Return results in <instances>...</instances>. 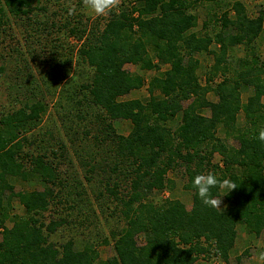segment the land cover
<instances>
[{"label":"trees","instance_id":"1","mask_svg":"<svg viewBox=\"0 0 264 264\" xmlns=\"http://www.w3.org/2000/svg\"><path fill=\"white\" fill-rule=\"evenodd\" d=\"M41 1L56 0H0V29L7 14L27 15ZM214 2L133 0L101 25L65 24L81 42L76 57L81 75L79 84L72 79L61 92L74 99L79 95L98 111L97 141L108 142L113 153L101 169L118 177L110 184L112 177L107 176L106 191L122 226L112 231L113 255L105 260L92 240H48L67 221L45 224L39 216L57 197L55 184L66 181L56 166L30 152L33 141L28 135L47 109L41 96L31 94L21 108L0 118V264L227 263L238 225L248 235L264 232V143L255 138L264 128V60L255 47L264 17L261 12L250 18L244 5L233 0L223 12L208 14L210 24L205 21L195 32L193 10ZM240 47L245 54L236 59L232 54ZM199 55L212 60L203 83L197 74ZM126 65L137 72L129 73ZM148 71L156 74L148 82L147 100H123L144 86L142 72ZM241 93H248L245 103ZM208 94L215 102L207 100ZM240 113L242 128L237 124ZM117 121L130 123L127 135L117 134ZM219 130L224 139L217 136ZM230 138L236 147L225 142ZM216 154L220 162L212 163ZM178 166L185 168L183 187L191 192L190 210L178 200L150 198L167 188L171 181L166 175ZM208 172L237 184L228 194L225 190L224 208L203 205L192 187L196 175ZM18 180H35L42 190L15 192ZM121 184L124 188L117 192ZM220 191L213 188L212 197ZM13 201L21 205L23 215L9 216ZM8 220L11 227L5 225Z\"/></svg>","mask_w":264,"mask_h":264},{"label":"rangeland","instance_id":"2","mask_svg":"<svg viewBox=\"0 0 264 264\" xmlns=\"http://www.w3.org/2000/svg\"><path fill=\"white\" fill-rule=\"evenodd\" d=\"M132 1L121 0L120 6L122 4L130 6ZM232 1L216 0L214 3L197 6L193 10L197 17V27L194 31L199 33L205 21L210 24L208 14L223 12L227 4ZM234 1L244 5L250 18L257 17L261 12L264 17V0ZM69 8L75 9L74 14H69ZM108 16L97 17L89 13L79 0L41 1L35 2L27 15L7 14V19L0 29V65L3 66V73L0 75V118L21 108L24 100L31 94L41 96L45 100L47 109L36 128L28 135L33 141L30 152L32 155L41 154L45 161L56 166L60 179L66 181L65 185L55 184L53 191L57 197L48 210L39 216L45 224L59 219L67 221L64 226L49 235L48 240L56 244L69 239L92 240L102 260L113 255L111 233L122 226L121 222L117 224L115 217L118 215L113 216V201L106 191L107 176L112 177L110 184L115 180L118 181V177L114 178L107 170L103 173L101 169L104 162L111 161L113 153L108 142L100 145L97 141V137L100 136L97 109L89 108V105L87 107L84 101L78 99L79 95L74 99L69 93L61 92V88H67V84L72 85L70 82L72 79L75 81L74 84H79L81 75V69L77 68L76 64L77 50L81 42L72 37L68 29L69 24L67 27L65 24L82 22L96 26L101 25ZM255 47L257 55L260 54L259 58L263 61L264 29L256 39ZM244 54V48L240 47L236 48L232 55L238 59L243 58ZM197 59L200 63L197 74L200 82L203 83L212 60L204 55L197 56ZM125 68L129 73L137 72L133 65H126ZM165 69L163 68L162 71ZM155 74V71L142 72L144 86L122 99L147 100L148 82ZM57 78L59 80H56ZM219 80L217 76L215 82ZM247 96L248 93H241L242 103H245ZM207 100L215 102L212 94L207 95ZM261 103L264 105V95ZM201 114L209 115L207 111ZM237 124L241 128L244 126L243 113L238 115ZM113 125L117 134L124 136L131 130L130 123L126 121H117ZM217 136L224 139L221 130L217 132ZM225 142L229 146L236 147V142L232 138ZM219 162V156L214 155L212 163ZM184 169L178 166L170 170L166 178L171 183L166 189L156 192L150 198L156 202L167 199L178 200L190 210L191 192L183 187L187 179ZM13 184L15 192L42 190L41 184L35 180L27 183L18 180ZM123 188L124 184H121L117 192ZM225 190L221 189L219 195H222L221 208L226 206ZM8 213L9 216H20L23 215V208L13 201ZM5 225L11 227L12 221H6ZM236 231L234 249L229 255L228 262L214 263L264 264L258 261L260 253L264 252V232L257 237L248 235L242 225H238Z\"/></svg>","mask_w":264,"mask_h":264},{"label":"clouds","instance_id":"3","mask_svg":"<svg viewBox=\"0 0 264 264\" xmlns=\"http://www.w3.org/2000/svg\"><path fill=\"white\" fill-rule=\"evenodd\" d=\"M121 0H82L83 7L91 14L100 17L112 14L120 6ZM75 9L69 8V14H74ZM260 142L264 143V128L260 129L255 136ZM192 187L205 206L212 208H221V199L212 197L213 188L226 189L228 194L231 190L237 188V184L229 179L220 180L217 176L208 172L196 175L192 181ZM224 194V195H226ZM259 262H264V252L258 257Z\"/></svg>","mask_w":264,"mask_h":264}]
</instances>
